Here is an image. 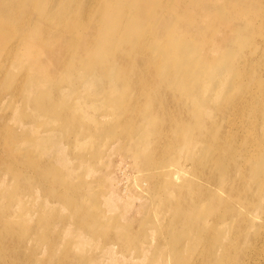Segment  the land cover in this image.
Instances as JSON below:
<instances>
[{
    "label": "bare ground",
    "instance_id": "bare-ground-1",
    "mask_svg": "<svg viewBox=\"0 0 264 264\" xmlns=\"http://www.w3.org/2000/svg\"><path fill=\"white\" fill-rule=\"evenodd\" d=\"M94 1L0 0V133L11 142L19 135L4 121L7 108L15 121L39 113L62 118L61 124L91 121L81 133L96 130L107 137L113 134L111 127L121 123L132 142L127 146L132 159L127 180H132L133 188L124 183L120 189L115 174L107 175V189L100 197L105 210L99 208L96 196L89 197L94 213L85 204V195L71 188L88 186L92 180L71 185L64 181L65 194L53 189L49 196L71 209L72 201L86 207L78 214L72 210L83 222L95 216L99 224L127 219V226L114 228L129 233L127 239L133 236L131 228L142 231L147 226L151 231L191 233L196 240L202 236L203 243L209 236L218 241L220 234L209 264L235 263L255 237L240 239L243 228L249 220L256 223L258 212L264 210V62L256 59L264 54V0ZM27 25L59 31H44L33 41ZM60 68V77L72 68L84 69V95L92 99L78 103L77 108L81 112L86 108V113L77 118L63 108L59 94L49 95L42 88L45 75L54 78L56 86L64 80L73 85L69 74L65 79L57 76ZM36 82L40 88L34 91ZM17 96L29 107L23 112L15 103ZM98 103L104 109L94 114ZM254 126L260 130L255 127L250 135ZM36 136L39 145L48 148L43 153L57 156L59 138L54 130ZM28 138L35 140L33 134ZM1 147L0 171L10 169L16 186L25 173L19 174L13 161L25 156L27 149L11 143ZM187 161L194 171H187ZM54 170L50 166L43 171L49 176ZM5 183L0 175V264L7 253H17L9 241L13 231L22 227L10 219L13 192L6 194ZM191 188H197L195 200L168 202V195L187 196ZM203 199L217 203L221 210L209 205L199 211L197 201ZM140 213L146 217L136 218ZM204 216L221 222L216 226L199 222L191 231L187 223ZM82 229L98 232V228ZM152 246L151 241L143 243L146 249Z\"/></svg>",
    "mask_w": 264,
    "mask_h": 264
},
{
    "label": "rangeland",
    "instance_id": "rangeland-1",
    "mask_svg": "<svg viewBox=\"0 0 264 264\" xmlns=\"http://www.w3.org/2000/svg\"><path fill=\"white\" fill-rule=\"evenodd\" d=\"M92 2L95 1L90 0V3ZM97 2L103 3L99 0ZM97 8L99 6H96L95 9ZM27 30L30 40L33 41H37L34 37L43 34L44 31H47V33L59 31L55 28L36 30V26L29 25H27ZM256 59L258 63H263L264 54H260ZM49 67L55 70V66ZM82 68H85V64ZM82 68L80 70L79 68H72L67 71L66 75L69 74L70 79L73 81L72 86L68 84L67 80L56 86L55 79L47 75L40 80V82H46L42 88L46 89L49 95L54 93L57 97V94H59L58 97L63 101V108L68 107L70 116L72 111L76 118L77 114L82 116L83 113H86V108L83 112L77 108L78 103L83 104L84 100L92 99L91 96L84 95L83 82L85 80H83V74L85 73ZM62 70L59 69L57 76ZM66 75L64 77L59 76V78L65 79L67 78ZM37 86L36 82L35 88L32 85V89L36 91L40 88ZM120 91L122 93L121 86ZM15 103L19 107V112L29 108L21 102L20 96L15 98ZM121 107L123 113L127 114V109ZM102 109H104V106L98 103L94 114ZM12 113L11 109H5L4 114L8 118L4 121L12 126L19 135L11 142L7 141L0 133V152L3 151L1 146L11 143L26 148L27 154L25 156L20 155L19 158L13 161L16 169L20 171L19 174L25 173L21 178H17L18 184L16 186H13L15 183L13 179H16V176L12 174L10 169L4 168L0 171V175L6 182L3 185L6 194L10 196L13 192L11 202L8 203L11 212L14 214L11 215L13 218L10 219H13L12 221L18 226H22L21 230L18 228V230L13 231V241H9L10 246L17 247V253L13 252L12 255L7 253L4 257L6 261L3 264H209V261L214 258L216 243L221 239L220 234L218 241L215 242L212 236H209L207 242L203 243L202 236H197L196 240L191 233L151 231L147 226L142 231L137 227L131 228L134 232L133 236L127 239L129 233L125 230L118 232L114 229L117 224L127 226V219L117 218V222L106 221L104 224L101 220L99 224L98 218L95 216L83 222L82 217L76 218L72 215V210L75 214H78L83 209L87 211L86 207H78L76 202L72 201L71 209L67 204L58 202L57 198L49 196L53 189L58 193L65 194L61 187V183L64 181L70 184V182L76 183L81 180L90 182L92 180L88 186L81 188L70 185L72 191L85 195V204L91 213H94L96 212L95 205L89 197L96 196L99 200V208L105 210L104 206L100 204V197L107 189V175L112 177L115 174L117 180H119L118 186L120 189L125 185L133 188L132 180H127L131 176L132 161L131 157L127 156V146L132 142L127 141V132L121 130V123L113 125L111 127L113 134L110 133L107 137L96 130H90L92 135L87 134L86 131L81 133L83 128L88 129L87 126L91 121L76 123V120H71L69 123L61 124L62 118L53 119L51 117L50 119L49 113H39L32 119L15 121L16 119H11ZM117 119L122 122L124 118ZM255 127L259 132L260 126L258 128L254 126L250 135H254ZM24 130L25 133L23 134ZM49 130H54L59 138V147L54 150L57 156L43 153L48 148L44 149V146L39 145V139L36 136V133L48 134ZM77 130H79L78 133ZM67 131L71 132L68 136ZM30 134L34 135V141L28 138ZM81 137H84V139H81ZM107 147L111 149H107ZM13 150L16 149L13 148ZM80 154H82V157L78 158L77 156H80ZM185 164L187 171H194L193 166L188 161ZM50 166H53L55 170L51 172L54 175L50 174L48 176V172L43 170H45V167L49 168ZM203 178L206 179V177ZM199 182L200 185L204 184L202 178H199ZM124 183L126 184L123 185ZM46 187H48L47 190ZM142 187L144 188L145 184ZM196 190L191 188L190 195L187 196L183 193L168 195V202L178 204L180 199L195 200ZM224 196L230 197L229 194H224ZM197 203L199 211H204L209 205H212L211 208L214 211L221 210V207H218L219 205L212 201L203 199L197 201ZM232 204L240 206V203L236 201ZM187 208L190 209L191 205H187ZM163 209L167 211L164 207ZM261 211L258 212L261 217L257 218L256 223L252 224L248 218L249 225L243 228L240 239L255 237L250 240L237 261L228 264H264V210L261 209ZM140 217L146 216L143 213L136 216V218ZM199 222H201V225L212 224L216 226L221 222V219L218 217L212 218L211 216L194 218L187 223L189 229L194 231ZM233 222L236 223L237 219H234ZM84 226L98 228V232L92 233L83 230ZM211 232L218 233L215 230ZM149 241L152 242L153 246L149 249L144 248L143 243ZM190 242H194L197 246H190ZM176 244L178 248L175 247ZM210 249L213 251H210ZM227 257H230V255Z\"/></svg>",
    "mask_w": 264,
    "mask_h": 264
}]
</instances>
